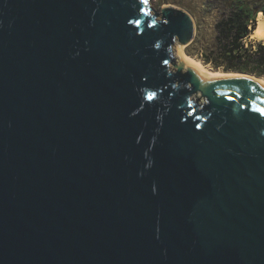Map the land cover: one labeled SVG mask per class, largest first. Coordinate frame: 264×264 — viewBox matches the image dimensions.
I'll return each instance as SVG.
<instances>
[{
  "label": "water",
  "instance_id": "1",
  "mask_svg": "<svg viewBox=\"0 0 264 264\" xmlns=\"http://www.w3.org/2000/svg\"><path fill=\"white\" fill-rule=\"evenodd\" d=\"M195 32L148 0H0V264H264V85L202 81Z\"/></svg>",
  "mask_w": 264,
  "mask_h": 264
},
{
  "label": "trees",
  "instance_id": "2",
  "mask_svg": "<svg viewBox=\"0 0 264 264\" xmlns=\"http://www.w3.org/2000/svg\"><path fill=\"white\" fill-rule=\"evenodd\" d=\"M218 6L212 8L213 3ZM204 5L205 12H192L196 21V36L189 45L205 41L201 18L216 11L211 45L197 48L205 65L224 72H235L264 79V40H250L256 27V17L264 18V0H212ZM205 18V17H204Z\"/></svg>",
  "mask_w": 264,
  "mask_h": 264
},
{
  "label": "rangeland",
  "instance_id": "3",
  "mask_svg": "<svg viewBox=\"0 0 264 264\" xmlns=\"http://www.w3.org/2000/svg\"><path fill=\"white\" fill-rule=\"evenodd\" d=\"M212 0H148V4L151 7L152 12L158 13L160 14V10L166 6H174L177 8H181L184 9L185 11H187L191 16H192V12L197 13L198 15L203 14L202 12H205L203 6L204 5H209L212 4L211 3ZM218 2L213 3L212 8L215 6H218ZM153 14V13H152ZM215 16H217L216 11L214 12H206V14L204 15L203 18H201L202 20V26L201 29L203 30L204 33H206V38L205 41H202L201 43L199 42L198 45H191V47L188 46H182L183 47V52L184 54L195 60L200 62L203 67L209 71V73H218V74H240V73H235V72H224L221 69H214L211 65H205L204 62L202 61V58L199 54H195L198 53L197 52V48H199V50H201V47H206V46H210L211 45V39H213V24L215 22ZM193 17V16H192ZM194 19V17H193ZM195 21V19H194ZM196 24V21H195ZM195 36H196V32H195ZM194 36V38H195ZM193 38V39H194ZM250 40H264V39H257L254 37H251L250 35ZM180 46L177 42L174 44L173 48H172V54L174 56V58H176V46ZM175 64H177V61H175ZM172 71H175V68L172 66L171 67ZM186 72V69L181 70V74H184ZM250 77H254L249 75ZM256 78V77H255ZM259 80H264L262 78H257ZM194 97L197 96V98H199L198 103L200 105H205L206 104V100L205 98L200 97V93H196L193 94Z\"/></svg>",
  "mask_w": 264,
  "mask_h": 264
},
{
  "label": "bare ground",
  "instance_id": "4",
  "mask_svg": "<svg viewBox=\"0 0 264 264\" xmlns=\"http://www.w3.org/2000/svg\"><path fill=\"white\" fill-rule=\"evenodd\" d=\"M251 37L257 38V39H264V18L261 14H258L256 17V27L251 34ZM179 49V46H176V54ZM179 57L182 62H184L186 65H188L190 68H192L201 78L202 81H211V80H218V79H224V78H240V79H253L249 75H242V74H218V73H209L208 70H206L203 65L195 61L189 57H187L183 52V47L181 46L179 49ZM184 68H182L183 70ZM255 80V79H254ZM258 83L264 85V80H256Z\"/></svg>",
  "mask_w": 264,
  "mask_h": 264
},
{
  "label": "snow or ice",
  "instance_id": "5",
  "mask_svg": "<svg viewBox=\"0 0 264 264\" xmlns=\"http://www.w3.org/2000/svg\"><path fill=\"white\" fill-rule=\"evenodd\" d=\"M261 114H264V111H262Z\"/></svg>",
  "mask_w": 264,
  "mask_h": 264
}]
</instances>
